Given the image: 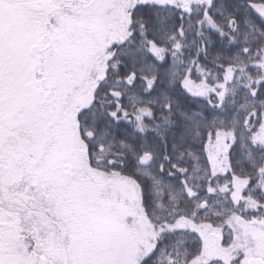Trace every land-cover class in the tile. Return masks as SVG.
<instances>
[{
  "label": "snow or ice",
  "instance_id": "1",
  "mask_svg": "<svg viewBox=\"0 0 264 264\" xmlns=\"http://www.w3.org/2000/svg\"><path fill=\"white\" fill-rule=\"evenodd\" d=\"M0 264H264V0H0Z\"/></svg>",
  "mask_w": 264,
  "mask_h": 264
}]
</instances>
